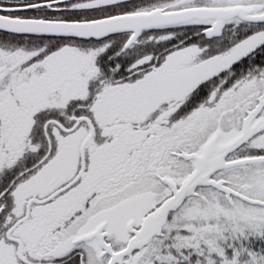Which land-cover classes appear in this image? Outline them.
Masks as SVG:
<instances>
[{"label":"snow or ice","instance_id":"6c2138e0","mask_svg":"<svg viewBox=\"0 0 264 264\" xmlns=\"http://www.w3.org/2000/svg\"><path fill=\"white\" fill-rule=\"evenodd\" d=\"M0 264H264V0H0Z\"/></svg>","mask_w":264,"mask_h":264}]
</instances>
